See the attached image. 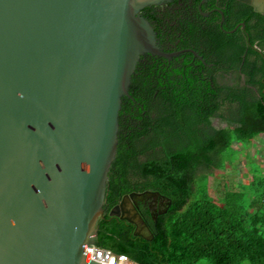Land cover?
I'll list each match as a JSON object with an SVG mask.
<instances>
[{
    "label": "water",
    "instance_id": "1",
    "mask_svg": "<svg viewBox=\"0 0 264 264\" xmlns=\"http://www.w3.org/2000/svg\"><path fill=\"white\" fill-rule=\"evenodd\" d=\"M169 1L0 0V264H100L90 250L137 63L203 60L160 45L142 10ZM150 196L165 198L130 191L109 213L152 238L135 204Z\"/></svg>",
    "mask_w": 264,
    "mask_h": 264
},
{
    "label": "trees",
    "instance_id": "2",
    "mask_svg": "<svg viewBox=\"0 0 264 264\" xmlns=\"http://www.w3.org/2000/svg\"><path fill=\"white\" fill-rule=\"evenodd\" d=\"M230 1L236 7L230 23L220 26L218 13L209 28L198 29L197 22L184 25L177 48L192 46L214 60L220 53L228 72H243L242 85L233 84L220 96L218 83L212 86L204 73L191 70L192 53L177 56L184 58L178 69L172 64L156 66L163 58L152 54V64L142 62L143 55L137 63L130 96L123 97L119 110L118 145L108 171L105 212L97 221L98 246L144 264H200L202 260L264 264L260 164L248 163L249 181L238 186L224 182L219 200L203 181L209 169L225 166L234 142L248 144L264 135V11ZM151 9L146 6L142 11L158 30L161 19ZM239 21H244V28L238 25L228 31ZM222 103L236 104V111L220 112ZM215 116L219 117L216 124ZM145 189L159 191L167 206L155 215L148 207L141 209L152 238L135 235L132 222L109 213L124 193Z\"/></svg>",
    "mask_w": 264,
    "mask_h": 264
},
{
    "label": "flooded vegetation",
    "instance_id": "3",
    "mask_svg": "<svg viewBox=\"0 0 264 264\" xmlns=\"http://www.w3.org/2000/svg\"><path fill=\"white\" fill-rule=\"evenodd\" d=\"M150 6L152 7L151 11L155 12L156 15L161 19V21L159 22V28L158 30H156V33L160 45L166 50H178L181 48H185H177L179 43V36L181 35V29L184 25H188L191 22H197L198 24H200V26H198V29L209 28V23L213 24L214 22H216L217 14L219 13L220 16L217 22L220 26H222L223 23H230L232 21V18L234 17L233 11L236 10L235 4L231 3L230 0H171L169 2L154 4ZM181 12L188 13V17L182 16L180 14ZM182 17H184V19H189L190 22L187 20H185L184 22ZM242 22L244 23V21H239L233 28L229 29L228 31H234L238 25L244 28ZM186 47H190L196 50L204 60L203 61L198 56H195L192 52H184L192 53V57L188 61L189 64H192L194 66L193 68H191V70L194 71V68H196L199 73H204L203 78L208 79L212 86L214 85V83H218L220 87L218 90V94L220 96L225 95V93L228 91L229 86L236 83H238L239 85L243 84L245 80L243 72L239 69H234L228 72L227 62L221 57L220 53H216L214 60L211 59L210 56L205 57L195 47ZM180 54L173 56L170 59L159 56L162 57L163 60L156 64V66L160 65L162 67H167L169 64H172L178 69L184 63L183 57L177 58V56H179ZM149 56L151 55H143L141 61L146 63L150 62V64H152L153 60L149 58ZM196 60H199L202 66H199V63H197ZM220 108V112L229 113L231 111L235 112L237 107L236 104H231L230 107H228L227 103H222ZM218 119V116L212 117V122L216 124L218 123ZM135 204L140 213L141 209H143L144 207H148L155 215L157 212H160L166 207V200L165 198L163 199L161 197H158L155 199L150 196L148 198L136 200ZM162 207L163 209H161Z\"/></svg>",
    "mask_w": 264,
    "mask_h": 264
},
{
    "label": "rangeland",
    "instance_id": "4",
    "mask_svg": "<svg viewBox=\"0 0 264 264\" xmlns=\"http://www.w3.org/2000/svg\"><path fill=\"white\" fill-rule=\"evenodd\" d=\"M229 160L223 168H212L207 171L208 177L203 179L209 187V193L215 200L224 194V182L231 181L235 185L247 182L251 179L248 163H257L264 172V135H259L248 144L233 143L228 150ZM254 162V163H253ZM200 264H208L202 260Z\"/></svg>",
    "mask_w": 264,
    "mask_h": 264
},
{
    "label": "built area",
    "instance_id": "5",
    "mask_svg": "<svg viewBox=\"0 0 264 264\" xmlns=\"http://www.w3.org/2000/svg\"><path fill=\"white\" fill-rule=\"evenodd\" d=\"M89 258L100 264H144L133 260L125 253H115L109 248L98 245L91 246Z\"/></svg>",
    "mask_w": 264,
    "mask_h": 264
}]
</instances>
